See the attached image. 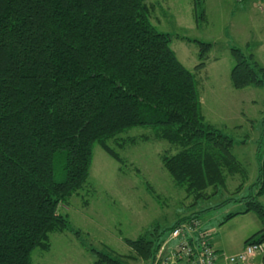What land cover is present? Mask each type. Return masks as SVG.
<instances>
[{"label":"trees","instance_id":"16d2710c","mask_svg":"<svg viewBox=\"0 0 264 264\" xmlns=\"http://www.w3.org/2000/svg\"><path fill=\"white\" fill-rule=\"evenodd\" d=\"M151 10L145 0H0V264H32L35 249L50 250L51 233L72 231L58 208L86 186L93 146L124 166L108 142L131 128H148L175 147L161 163L187 195L213 196L237 174L248 180L234 140L205 121L198 81ZM198 44L201 56L211 45ZM232 52L233 88L264 87V67ZM257 153L248 193L219 205L239 202L241 214L259 215L263 227L245 245H264V153ZM192 220L206 232L191 214L126 244L156 263L165 238ZM100 255L94 264L114 261Z\"/></svg>","mask_w":264,"mask_h":264},{"label":"rangeland","instance_id":"374dc122","mask_svg":"<svg viewBox=\"0 0 264 264\" xmlns=\"http://www.w3.org/2000/svg\"><path fill=\"white\" fill-rule=\"evenodd\" d=\"M145 2L152 6L153 25L170 36V47L178 60L194 73L205 121L234 140L232 153L246 169L248 180L243 182L237 174L229 176L226 189L213 196L197 199L187 195L161 163L163 155L176 152L175 147L153 139L148 128H131L108 142L124 166L98 144L93 146L86 186L70 198L67 208H58L67 216L72 231L51 233L50 250L35 249L32 264H94L100 254L114 260L109 264H151L126 240L149 234L156 237L191 214H198L209 226L213 242L230 240L235 252L263 227L253 211L221 224L227 213L243 211L245 206L219 205L248 193L257 174V152L260 156L264 153V87L234 89L230 80L235 65L233 49L252 56L264 67V0H203L201 9L195 0ZM199 42L211 44L203 56ZM171 242L169 236L165 238L156 260L165 255Z\"/></svg>","mask_w":264,"mask_h":264},{"label":"built area","instance_id":"2783aa9c","mask_svg":"<svg viewBox=\"0 0 264 264\" xmlns=\"http://www.w3.org/2000/svg\"><path fill=\"white\" fill-rule=\"evenodd\" d=\"M199 220L183 222L169 234L174 246L166 247L165 255L158 256L155 264H242L264 254V245L247 244L234 255H223L210 245V235L201 231Z\"/></svg>","mask_w":264,"mask_h":264},{"label":"crops","instance_id":"0c3cea01","mask_svg":"<svg viewBox=\"0 0 264 264\" xmlns=\"http://www.w3.org/2000/svg\"><path fill=\"white\" fill-rule=\"evenodd\" d=\"M258 163H259V158L257 157V166H258ZM258 169V167H257ZM260 202L264 205V196L260 198ZM236 203H239V202H236ZM235 204L234 203H229L228 205H225L224 207H228L230 205H233ZM242 211H238L237 212V215L240 214ZM229 213L226 214V216L228 215ZM225 216V217H226ZM236 216V215H235ZM234 216V217H235ZM225 217L223 218V220L220 222L221 224H223L225 221L229 220V219H225ZM199 219H201V217H199ZM202 221V220H201ZM202 227L203 229H205L206 231H209V232H212L210 231L209 229V226L202 221ZM258 232V231H257ZM256 233V232H255ZM253 233V234H255ZM213 235L211 234V245L214 247V249L218 252H220L221 254L223 255H234V254H237L239 253L245 246V242H244V245L242 247H240L239 249H237V252H235V248L233 247L234 244L233 243H230L231 241L228 240L227 243H220L219 241L217 242H213ZM230 241V242H229ZM175 244V241L171 242L170 246H174ZM214 244H216V246H214ZM239 251V252H238ZM225 252H228L229 254H225ZM259 257L260 260H256V258ZM176 264H179V263H176ZM185 264V263H184ZM242 264H263V259H262V256L261 255H257L255 256L254 258L250 259L248 262H245V263H242Z\"/></svg>","mask_w":264,"mask_h":264}]
</instances>
